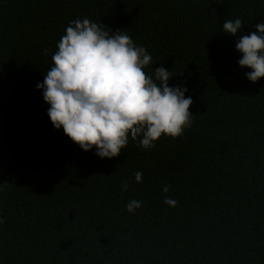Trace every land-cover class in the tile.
Listing matches in <instances>:
<instances>
[{"label":"trees","instance_id":"obj_1","mask_svg":"<svg viewBox=\"0 0 264 264\" xmlns=\"http://www.w3.org/2000/svg\"><path fill=\"white\" fill-rule=\"evenodd\" d=\"M84 18L187 87L182 136L102 159L54 128L36 86ZM260 23L264 0H0V264H264V77L248 80L236 50Z\"/></svg>","mask_w":264,"mask_h":264},{"label":"clouds","instance_id":"obj_2","mask_svg":"<svg viewBox=\"0 0 264 264\" xmlns=\"http://www.w3.org/2000/svg\"><path fill=\"white\" fill-rule=\"evenodd\" d=\"M243 25L239 17L226 20L222 31L235 36ZM256 27L257 32L236 42L242 53L238 64L252 70L246 76L254 83L264 77V23ZM57 47L54 65L36 87L50 106L47 114L54 128H62L84 151L95 147L96 155L111 159L127 147L129 138L139 139L138 146L147 150L162 134L178 138L191 127L195 116L189 111L192 99L185 98L187 87L169 86L174 74L164 67L146 74L152 56L122 30L113 33L87 18L76 19ZM135 181L143 182L142 172L135 173ZM129 186L123 183L121 191ZM163 202L178 204L168 196ZM141 207L142 201L135 199L126 205L133 214Z\"/></svg>","mask_w":264,"mask_h":264}]
</instances>
